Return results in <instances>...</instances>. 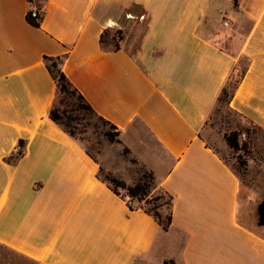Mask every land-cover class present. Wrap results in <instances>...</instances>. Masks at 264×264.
Here are the masks:
<instances>
[{
	"label": "crops",
	"instance_id": "crops-1",
	"mask_svg": "<svg viewBox=\"0 0 264 264\" xmlns=\"http://www.w3.org/2000/svg\"><path fill=\"white\" fill-rule=\"evenodd\" d=\"M32 6L44 7L39 28L28 0H0V246L39 264H264V230L239 216L228 147L206 131L241 60L229 109L264 131V0ZM105 29L124 33L118 51L100 49ZM44 56H65L66 77L173 196L168 231L102 183L98 163L49 119Z\"/></svg>",
	"mask_w": 264,
	"mask_h": 264
},
{
	"label": "trees",
	"instance_id": "trees-1",
	"mask_svg": "<svg viewBox=\"0 0 264 264\" xmlns=\"http://www.w3.org/2000/svg\"><path fill=\"white\" fill-rule=\"evenodd\" d=\"M34 1L44 0H28L29 9L26 15V21L31 26L39 28L44 15V7L42 6L37 8L42 9L43 11L40 18H32L31 12L33 9H36L32 6ZM123 38L124 33L121 30L105 29L99 38L100 49L104 52H116L119 50L120 43ZM64 59L65 56L43 57V63L55 85L54 100L48 113L49 119L77 142L80 140L78 135L83 133L85 130L86 121L96 120L102 126L109 127L113 130V132L106 131L108 139L111 142L121 143L119 138L120 129L97 115L91 106L86 102L84 97L66 77L62 70ZM245 71L246 63L243 68H241L239 64L234 68L226 84L221 89L216 104L222 103L229 109V102L241 82ZM236 114L240 116L238 113ZM247 122L252 123L251 121ZM242 135V132L237 129L223 134V139L227 147L232 152L236 153L242 149L248 152L247 150H249L251 144L250 137H247L245 140L242 138ZM22 144L23 142L20 141L19 145L22 146ZM84 150L88 156L97 162L94 156L87 149L84 148ZM126 150L128 151L127 148ZM245 163V161H242L239 164L245 165ZM98 166V179L114 194L129 201L131 203V205H129L131 209L140 208L143 212L152 217V219L163 231L169 230L172 220L174 198L160 185L155 183L154 175L151 171L142 167L143 173L141 176L133 184H128L126 181L111 175L102 177L100 174L101 169L99 163ZM258 226L260 225L258 224Z\"/></svg>",
	"mask_w": 264,
	"mask_h": 264
},
{
	"label": "rangeland",
	"instance_id": "rangeland-1",
	"mask_svg": "<svg viewBox=\"0 0 264 264\" xmlns=\"http://www.w3.org/2000/svg\"><path fill=\"white\" fill-rule=\"evenodd\" d=\"M245 63L241 60L240 67L243 68ZM235 129L242 132L243 139L250 137L251 144L248 152L242 149L235 153L229 148H219L225 142L223 134ZM106 131L113 132L112 129L102 126L96 120L86 121L84 132L78 135L79 142L99 163L102 177L111 175L133 184L143 173L141 165L122 143L111 142ZM206 131H208V140L219 148L222 158L238 176L239 216L253 230H264L263 226H258L257 212L259 203L264 200V131L243 120L222 103L214 106L206 121ZM242 161L246 162L245 165L239 164ZM0 264L39 263L9 252L0 246Z\"/></svg>",
	"mask_w": 264,
	"mask_h": 264
},
{
	"label": "water",
	"instance_id": "water-1",
	"mask_svg": "<svg viewBox=\"0 0 264 264\" xmlns=\"http://www.w3.org/2000/svg\"><path fill=\"white\" fill-rule=\"evenodd\" d=\"M257 212H258V224L260 226H264V200L259 203L258 207H257Z\"/></svg>",
	"mask_w": 264,
	"mask_h": 264
},
{
	"label": "built area",
	"instance_id": "built-area-1",
	"mask_svg": "<svg viewBox=\"0 0 264 264\" xmlns=\"http://www.w3.org/2000/svg\"><path fill=\"white\" fill-rule=\"evenodd\" d=\"M43 11L42 9H33L31 12V17L34 19H38L40 18V16L42 15ZM228 24V22H224V26H226ZM128 204L131 205V203L128 201Z\"/></svg>",
	"mask_w": 264,
	"mask_h": 264
}]
</instances>
